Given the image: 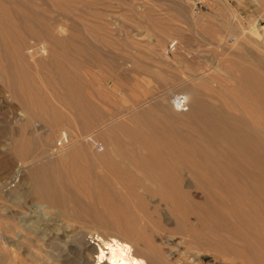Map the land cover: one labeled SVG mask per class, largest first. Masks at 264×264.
<instances>
[{
	"label": "rangeland",
	"instance_id": "rangeland-1",
	"mask_svg": "<svg viewBox=\"0 0 264 264\" xmlns=\"http://www.w3.org/2000/svg\"><path fill=\"white\" fill-rule=\"evenodd\" d=\"M244 70L264 80V0H0V264L125 232L153 264H264V166L172 105L262 129Z\"/></svg>",
	"mask_w": 264,
	"mask_h": 264
},
{
	"label": "bare ground",
	"instance_id": "bare-ground-1",
	"mask_svg": "<svg viewBox=\"0 0 264 264\" xmlns=\"http://www.w3.org/2000/svg\"><path fill=\"white\" fill-rule=\"evenodd\" d=\"M242 77L243 81L252 90L254 96L253 98L260 105V108L264 113V80L257 73L247 70L243 71ZM195 92L188 89L187 96L189 98V102L188 98L184 94L175 95V99L173 100L172 105L174 109L178 111V118L192 121L203 130H208L216 136H221V138H225V134L230 132V135H232L237 140L238 149H240L242 153H246L256 164L264 166V128H262V130L257 125L249 127L246 120L240 117L230 118L228 116H222V121H220L219 123L213 121L215 117H213L211 112L219 115L221 114V112L218 110V108H213L205 105L203 102H198L199 98L197 93ZM191 106L192 108H190ZM203 130L201 132H205ZM245 132H248V135L243 134ZM59 141V149L68 144V135L66 132H64ZM80 151L81 150L75 149L72 152H63V155H61V157L57 156L56 158L67 159L70 157V154H77V152ZM148 156L149 158L153 159L152 154L149 153ZM94 159L98 162L100 160L102 163L106 161L104 156H94ZM154 159L165 160V158L158 156ZM236 161L238 162V160ZM233 164H235V162ZM48 193L49 195L56 194V192L52 190L48 191ZM40 196L42 197V194H40ZM123 228H126L127 231L129 229V227L127 226H123ZM127 233L125 232L122 235H95V238L93 237L91 244L95 245V243H97L96 248L92 245H86L85 250L89 252L95 251L96 257H94V260H91L89 258L86 259V264H153L138 251L137 241L139 240V237L134 235L132 236L131 240L128 238ZM155 255L159 259V262L160 260H164L162 253H157ZM76 257L82 259L83 250H77ZM71 263L72 261L69 260L68 264Z\"/></svg>",
	"mask_w": 264,
	"mask_h": 264
},
{
	"label": "built area",
	"instance_id": "built-area-1",
	"mask_svg": "<svg viewBox=\"0 0 264 264\" xmlns=\"http://www.w3.org/2000/svg\"><path fill=\"white\" fill-rule=\"evenodd\" d=\"M177 49H178V42L177 41H172L170 44H169V46H168V52L170 53V54H172V53H174V52H176L177 51ZM175 99V98H174ZM98 148H102L100 145H96Z\"/></svg>",
	"mask_w": 264,
	"mask_h": 264
}]
</instances>
